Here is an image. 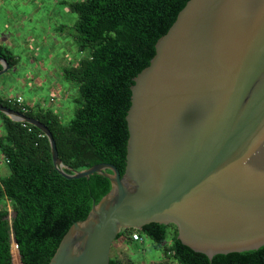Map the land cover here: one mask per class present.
Listing matches in <instances>:
<instances>
[{"label":"water","instance_id":"95a60500","mask_svg":"<svg viewBox=\"0 0 264 264\" xmlns=\"http://www.w3.org/2000/svg\"><path fill=\"white\" fill-rule=\"evenodd\" d=\"M129 90L122 175L68 168L44 124L0 104L44 134L62 177L111 184L48 264H109L121 230L151 223L209 259L264 246V0H188Z\"/></svg>","mask_w":264,"mask_h":264},{"label":"trees","instance_id":"16d2710c","mask_svg":"<svg viewBox=\"0 0 264 264\" xmlns=\"http://www.w3.org/2000/svg\"><path fill=\"white\" fill-rule=\"evenodd\" d=\"M187 1L70 2L68 7L77 16L74 40L80 53H88L76 66L62 71L64 80L77 85L78 107L73 119L63 124L57 113L39 106H29L23 112L1 96L0 104L44 124L54 138L60 160L68 168L80 171L106 163L122 175L129 87L148 66L155 42L167 32ZM0 57L10 69L18 64L11 51L2 46ZM0 117L4 128L0 154L9 170L7 176L0 177V264H12V239L18 246L21 264H48L68 228L86 218L92 204L108 193L111 184L98 174L88 179H65L54 169L48 140L41 131L2 113ZM5 201L13 211L10 221ZM132 233L149 238L155 249L165 248L164 257L176 264H264V246L209 259L182 245L173 225L151 223L140 230H121L115 240L132 246L136 243ZM169 235L170 245L164 247ZM109 264L121 263L110 257Z\"/></svg>","mask_w":264,"mask_h":264},{"label":"rangeland","instance_id":"374dc122","mask_svg":"<svg viewBox=\"0 0 264 264\" xmlns=\"http://www.w3.org/2000/svg\"><path fill=\"white\" fill-rule=\"evenodd\" d=\"M74 1L80 0H16V4L14 0H0V45L18 58L15 68L0 75L1 95L15 99L19 94L25 104L57 113L63 124L74 117L78 90L77 85L63 79L62 71L88 57L86 51L79 52L74 40L77 16L68 7ZM15 9L19 13H14ZM0 134H4L1 117ZM8 174L0 154V177ZM4 207L10 221L13 216L10 203L5 201ZM141 239L132 246L115 240L110 257L121 264H176L164 257L165 248L155 249L149 238ZM170 240L169 235L164 247L170 245ZM15 244L12 239V264H21Z\"/></svg>","mask_w":264,"mask_h":264},{"label":"built area","instance_id":"2783aa9c","mask_svg":"<svg viewBox=\"0 0 264 264\" xmlns=\"http://www.w3.org/2000/svg\"><path fill=\"white\" fill-rule=\"evenodd\" d=\"M7 99L8 102L11 103L12 105H16L20 107L23 112H26L28 110V105L24 103L21 97H16L15 99H10V98ZM130 236L133 241H141V238L137 233H132ZM15 248L18 249L17 244H15Z\"/></svg>","mask_w":264,"mask_h":264},{"label":"crops","instance_id":"0c3cea01","mask_svg":"<svg viewBox=\"0 0 264 264\" xmlns=\"http://www.w3.org/2000/svg\"><path fill=\"white\" fill-rule=\"evenodd\" d=\"M12 2H13V0H11ZM14 3L16 4V0H14ZM15 12L14 13H19L18 12V9H15L14 10ZM7 12H10V11H7ZM4 42H6V43H8V41H4ZM0 46H2V45H0ZM2 47H4V46H2ZM5 48V47H4ZM12 53V52H11ZM13 54V53H12ZM13 56L18 60V58L13 54ZM10 69V68H9ZM0 96L2 97V98H6L7 99V96L6 95H1V92H0ZM16 97H21L19 94H16L15 95ZM28 104V103H27ZM29 105V104H28ZM30 106V105H29Z\"/></svg>","mask_w":264,"mask_h":264}]
</instances>
